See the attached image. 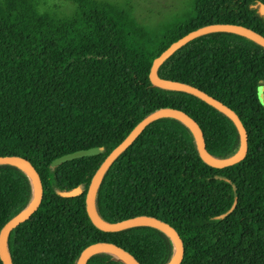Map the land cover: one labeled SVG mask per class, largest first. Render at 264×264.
<instances>
[{"label":"trees","instance_id":"1","mask_svg":"<svg viewBox=\"0 0 264 264\" xmlns=\"http://www.w3.org/2000/svg\"><path fill=\"white\" fill-rule=\"evenodd\" d=\"M0 0V155L32 161L45 189L41 208L7 239L13 264H78L97 241H113L143 264H170L176 244L155 226L100 230L86 193L109 154L152 112L179 107L203 128L218 159L241 148L234 120L202 98L159 87L153 61L187 33L212 23H240L264 35V0H192L160 24L139 21L134 0ZM158 73L191 84L241 118L246 158L215 169L193 129L165 116L149 124L110 166L96 211L117 222L146 214L176 227L181 264H264V46L236 32L197 37L166 59ZM103 146V153L56 164L67 153ZM81 188L68 197L62 193ZM235 209L225 216L234 204ZM34 199L28 172L0 164V230ZM0 264H3L0 258ZM88 264H129L108 252Z\"/></svg>","mask_w":264,"mask_h":264},{"label":"water","instance_id":"2","mask_svg":"<svg viewBox=\"0 0 264 264\" xmlns=\"http://www.w3.org/2000/svg\"><path fill=\"white\" fill-rule=\"evenodd\" d=\"M252 7L253 8L258 7L260 14L264 15V3H260L259 6L253 5ZM218 31L240 33L264 46V35L244 24H240V23L207 24L187 33L186 35H184L183 37L172 43L165 51H163L158 57H156L152 64V68L150 71V78L153 81V83L159 87L181 90L194 94L202 98L206 102L210 103L211 105L217 107L226 114H228L234 120L241 135V148L238 151V153L235 154L233 157L224 160L214 157L209 152V148L203 128L200 126L198 121L192 115H190L189 113H187L186 111H184L179 107H173V106L162 107L152 112L146 118H144L133 129V131L109 154V156L102 163V165L94 175L92 182L86 193V209L89 214V217L91 221L102 231L114 232L134 226L149 225V226L158 227L161 230L168 233L173 238L176 244L175 254L170 264H181L185 257L184 241L176 227H174L171 223L163 219L146 214L136 215L117 222H108L102 219L96 211V205H95L96 194L103 177L105 176L106 172L108 171L112 163L137 140V138L143 133V131L146 129V127L149 124L165 116L177 117L183 120L193 129L201 150V154L204 160L207 162V164L210 165L211 167L215 169H224L229 166L236 165L246 158L249 151V136L241 118L234 110H232L228 105H226L222 101L208 94L206 91L199 89L198 87H195L191 84L182 81L164 78L158 73V69L161 66V64L170 56H172L178 49H180L188 42H190L191 40L197 37ZM259 97L261 103L264 105V83L260 84L259 86ZM104 150L105 148L103 146H95L87 149H80L58 157L55 160V163L61 164L63 162L73 160L79 157H86V156L100 154L103 153ZM0 164H13V165H18L21 168L25 169L30 175L34 185V199L31 205L27 207L18 216H16L14 219H12L10 222L5 224L0 230L1 261L3 262V264H13L7 246L8 236L10 235L13 229H15L17 226L31 219V217L41 208L44 202L45 189L40 172L38 171L34 163H32V161H30L29 159L19 155H5V156L0 155ZM81 193H82L81 188L77 187L74 188L73 190L65 191L62 194L64 196L74 197ZM237 202H238V195L236 196L233 206L227 212L219 215L218 218H224L225 216L230 214L237 206ZM111 251H114L117 254ZM99 252L111 253L113 255L118 256L119 258H122L129 264H143L126 247L122 246L119 243L113 241H107V240L97 241L90 244L85 249L78 264H88L90 258L94 254Z\"/></svg>","mask_w":264,"mask_h":264},{"label":"rangeland","instance_id":"3","mask_svg":"<svg viewBox=\"0 0 264 264\" xmlns=\"http://www.w3.org/2000/svg\"><path fill=\"white\" fill-rule=\"evenodd\" d=\"M136 14L144 24H160L177 14H183L190 8L192 0H134ZM61 2V1H57ZM262 84V83H261Z\"/></svg>","mask_w":264,"mask_h":264},{"label":"bare ground","instance_id":"4","mask_svg":"<svg viewBox=\"0 0 264 264\" xmlns=\"http://www.w3.org/2000/svg\"><path fill=\"white\" fill-rule=\"evenodd\" d=\"M111 252H113V253H116V252H114V251H111ZM117 254V253H116ZM119 255V254H118Z\"/></svg>","mask_w":264,"mask_h":264}]
</instances>
